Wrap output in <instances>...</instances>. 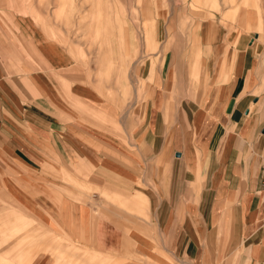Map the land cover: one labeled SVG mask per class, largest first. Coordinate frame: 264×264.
<instances>
[{
    "label": "crops",
    "instance_id": "obj_1",
    "mask_svg": "<svg viewBox=\"0 0 264 264\" xmlns=\"http://www.w3.org/2000/svg\"><path fill=\"white\" fill-rule=\"evenodd\" d=\"M145 24L151 31L146 47L155 50V21L146 19ZM241 45L237 40L227 53L212 48L200 104L182 106L181 123L167 127L157 93L146 100L140 126L133 131L136 149L145 160H159L162 169L149 177L154 187L146 188L132 184L136 171L128 168V147L117 146L113 137L88 124L85 128L82 113L69 110L64 94L58 95L47 79L20 73L0 56V220L16 206L21 229L37 220L108 256L106 264H169L163 253L188 264H264V179L259 174L264 93H257L253 54ZM127 46L125 35V52ZM200 59L197 53L189 64L196 80ZM103 68L100 73L110 71V63ZM155 69L152 60L141 84L160 85ZM171 81L176 82L175 76ZM67 94L72 104L82 99ZM74 182L85 191L113 184L115 188L102 186L103 193L129 198V203L147 196V214L157 216L156 225L140 224L129 211L97 191L82 193ZM140 182L149 180L145 176ZM132 189L140 191L128 192ZM140 225L148 233L140 232ZM12 244L8 240L0 247L11 253ZM65 249L60 247V255ZM54 259L51 249H43L30 261L53 264ZM7 260L0 256V262Z\"/></svg>",
    "mask_w": 264,
    "mask_h": 264
},
{
    "label": "rangeland",
    "instance_id": "obj_2",
    "mask_svg": "<svg viewBox=\"0 0 264 264\" xmlns=\"http://www.w3.org/2000/svg\"><path fill=\"white\" fill-rule=\"evenodd\" d=\"M206 1L0 0V56L20 73L47 79L58 95L64 94L69 110L82 113L85 128L89 125L105 137H113L117 146L128 147L127 158L134 162L125 161L131 167L129 170L136 171L133 186L154 187L149 177L159 170V175L162 174L161 162L140 157L136 149L139 140L133 135L140 126V111L145 110L148 98L155 93L160 95L167 127L177 121L181 123L178 110L182 106L194 108L196 102L200 104L198 100L213 62L209 54L212 48L227 53L237 40L251 50L257 93H264V0ZM146 19L155 21L158 42L155 50L146 47L151 32L144 25ZM197 53L201 69L196 80L189 75V64ZM152 60L160 80L158 87L141 84ZM108 63L110 71L100 73ZM174 76L176 82L172 85ZM116 79L125 86L121 88ZM66 90L82 99H75L78 101L72 104ZM140 163L144 166L140 167ZM145 176L149 182L141 184L140 179ZM74 185L84 194L99 192L101 197L129 211L140 224L156 225L157 216L147 214V196L145 200L129 203V198L121 200L103 193L102 186L115 188L110 183L90 191H85L82 183L74 182ZM133 190L137 189L128 192ZM10 207L11 216L0 220V244L12 241V251L0 247V256L9 259L0 264H32L33 255L43 249H51L55 257L53 264H106L108 256L54 233L37 220L21 229V223L15 219L17 207ZM139 231L148 233L143 225ZM64 245L66 249L60 255L59 249ZM162 255L169 264H188L183 257Z\"/></svg>",
    "mask_w": 264,
    "mask_h": 264
},
{
    "label": "built area",
    "instance_id": "obj_3",
    "mask_svg": "<svg viewBox=\"0 0 264 264\" xmlns=\"http://www.w3.org/2000/svg\"><path fill=\"white\" fill-rule=\"evenodd\" d=\"M261 177L264 179V160L262 162V165H261V169H260V173Z\"/></svg>",
    "mask_w": 264,
    "mask_h": 264
}]
</instances>
